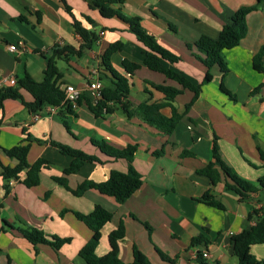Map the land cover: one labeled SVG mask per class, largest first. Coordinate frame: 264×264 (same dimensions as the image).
<instances>
[{"label": "crops", "instance_id": "obj_1", "mask_svg": "<svg viewBox=\"0 0 264 264\" xmlns=\"http://www.w3.org/2000/svg\"><path fill=\"white\" fill-rule=\"evenodd\" d=\"M66 1L82 25L95 31L99 39L81 54L57 60L63 86L72 84L91 100L90 81L98 79L104 87H113L111 74L102 65V55L110 44L122 41V49L111 58L117 73L129 76L123 66L125 59L140 64L130 77L131 101L135 104L164 101V93L149 82L182 88L177 81L143 63L146 47L126 22L118 17H103L91 7L90 0ZM254 4L256 0H126L122 10L129 16H139L144 28L161 45L182 58L177 63L165 61L167 66L198 84L202 83L207 68L196 56L201 54L193 44L202 35L218 37L237 9ZM84 15L95 22L89 23ZM20 16L27 22L19 20ZM247 26L241 42L225 50L228 72L212 68V80L202 85L197 97L189 89H183L175 97L173 103L182 118L170 134L138 117H127L117 106L103 116H96L85 103L74 113L45 106L35 120L20 99H7L0 109L2 163L17 164L3 149L17 145L27 134L35 139L27 155L28 162L33 164L46 158L50 163L41 171L36 186L27 187L22 182L26 175L23 171L19 179L10 181L8 190L0 167V264H88L80 250L93 232L72 210L90 213L96 205L113 212L112 220L102 228L96 248L98 255L109 252V235L123 222L125 235L118 244L119 256L125 262L132 261V249L137 245L152 264H191L192 254L198 249L209 252L206 259L210 264H238L232 236L255 225L264 214V187L259 183L264 177V72L253 66L254 54L264 45V6L248 14ZM12 43L19 45L21 52L10 51L8 46ZM56 44L76 49L83 44L62 0H0V81L5 77L18 81L26 72L42 81L46 57L52 55ZM222 85L235 99L222 90ZM24 97L27 101L32 99L27 91ZM191 102L186 110V104ZM162 112L171 115L172 110L165 107ZM64 119L70 129L65 127ZM215 136L219 137L223 159L236 173L257 185L256 191L250 192L245 200L227 187L224 175L212 186L208 177L197 172L213 160ZM93 138L119 149L138 144L133 164L141 173L143 184L123 203L95 188L76 195L53 179L63 175L73 159L61 153L53 142L99 160L86 162L78 172L69 174L71 188L87 179L103 181L112 170L127 171L125 158L107 155L93 143ZM159 150L161 153L156 155ZM185 150L191 154L182 155ZM210 188L225 209L199 200ZM65 209L70 211L61 216ZM254 209L258 213H253ZM20 218L48 234L70 237L71 241L55 251L47 244L31 243L16 229L3 228L4 221L18 227ZM201 233L208 239L206 248L204 244L191 245L192 239ZM157 249L171 258L178 257L174 262L165 261ZM251 252L264 260V243L252 245Z\"/></svg>", "mask_w": 264, "mask_h": 264}, {"label": "trees", "instance_id": "obj_2", "mask_svg": "<svg viewBox=\"0 0 264 264\" xmlns=\"http://www.w3.org/2000/svg\"><path fill=\"white\" fill-rule=\"evenodd\" d=\"M125 1L126 0H90V5L92 8L98 9L103 17H118L126 22L129 25V30L134 33L137 39L146 47L143 63L150 69L162 72L168 78L177 81L182 88L155 84L147 81L155 89L164 93V101L160 103H149L145 100L135 104L129 98L131 90L130 77L133 76L135 70L140 67V64L125 59L123 61V66L129 76L117 73L112 65L111 58L112 55L121 50L124 45L122 41H117L110 44L102 55V65L111 74L113 87H104L102 97L97 102H93L90 98L81 95L76 101V104L77 106H81L85 103L96 116L110 114L117 106L123 110L127 117H138L140 120L155 127L160 132L170 134L174 131L182 118V115L173 103L175 97L180 94L183 89L193 91L195 93V97H197L201 91L202 85L212 80V68L218 67L223 73L229 71L225 50L238 45L246 36L248 31L247 16L251 11L263 7L264 0H256V4L254 5H245L237 9L232 15L230 22L223 25L218 37L202 35L193 44L201 54H196V56L207 68L202 83L198 84L191 81L181 71L165 64V61L177 63L181 61L182 58L161 45L156 37L144 28L139 16H129L125 14L122 10ZM62 2L66 12L72 17L73 27L83 38V44L79 49H76L72 45H54L52 47V55L46 57V67L42 81H36L28 72H26L22 78L18 79L16 84L1 85L0 109L3 108L4 102L7 99H20L32 114L40 112L45 106L64 109L68 113L75 112L73 104L66 100V93L62 83L63 74L58 67L57 60H66L72 55L81 54L84 48H91L99 39V36L92 29L82 25L81 21L74 15L72 7L66 0H62ZM84 17L91 24L95 22L88 15H84ZM19 20L27 22V19L24 16H20ZM169 26L171 29H175L173 25L169 24ZM188 46L191 48L192 44H188ZM253 66L256 70L264 72V45H262L259 51L254 54ZM221 88L223 91L227 92L232 99H235L234 95L223 85ZM259 88L260 86L255 90H258ZM24 91H27L32 96L31 100L27 101L25 99ZM192 103L193 102L186 104L185 109L188 110ZM165 107L171 108V115H165L162 112V109ZM63 121L65 127L70 129L67 120L64 119ZM218 139L219 137L215 136L213 140V160H211L206 166L198 169L197 172L208 177L212 186L216 185L221 180L222 175H224L226 177L227 187L234 190L239 195L240 200H245L250 192L256 191L257 185L236 173L223 159ZM33 140L35 139H33L30 134H27V138L17 145L8 149H3L8 156L17 160V164L15 166H6L0 159L1 175L7 181L5 184L6 190L9 188L10 181L12 179H19L20 174L23 171H26V175L22 179V182L27 187H33L40 183L41 171L44 167L49 165L50 161L46 158H39L33 164L28 162L27 155ZM92 140L93 143L101 148V150L107 155L114 158H125L128 162L127 171L122 172L119 170H112L107 179L103 181L97 182L87 179L78 184L77 187L71 188L68 184L67 176L71 173L78 172V170H80L86 162L99 160L96 156L76 150L66 144L53 142V145L57 147L61 153L73 157L71 164L64 168V174L61 176H53V179L76 195H82L85 191L95 188L103 194L114 197L119 203L125 202L143 184L142 175L133 164L138 144H129L127 147L119 149L111 146L105 140L95 138ZM38 141L40 142V140ZM161 151L162 150L156 151L155 154L159 155ZM181 154L188 155L191 154V152L185 150ZM259 183L264 187V177L260 178ZM199 200L219 209H225L223 203L215 198L212 188L206 191V193ZM68 211L70 210L65 209L60 215L63 216ZM72 212L93 232L91 238L80 250L81 257L84 258L88 264H152L146 254L137 245H134L132 249V261L125 262L120 258L118 241L125 235L123 222H120L118 228L109 235V252L102 256L96 253V248L99 245L102 236V228L113 218V212L109 209L101 205H96L90 213H82L76 210H72ZM253 213H258V210L254 209ZM250 216H252V212L250 213ZM145 225L150 229V226L147 224ZM5 227L18 230L33 244H47L55 251L60 250L63 245L71 241L70 237H60L48 234L41 229L31 226L21 218L19 219L18 227L4 221L3 228ZM207 242L208 239L205 233H201L199 236L192 239L191 245L199 246L204 244L206 248ZM231 242L238 264H264V260L258 259L251 252L252 245L264 243V214L259 216L255 225L233 235ZM157 250L161 258L165 261L174 262L178 257L176 256L171 258L160 249ZM191 264L210 263L203 256V250L198 249L197 258L194 263Z\"/></svg>", "mask_w": 264, "mask_h": 264}, {"label": "built area", "instance_id": "obj_3", "mask_svg": "<svg viewBox=\"0 0 264 264\" xmlns=\"http://www.w3.org/2000/svg\"><path fill=\"white\" fill-rule=\"evenodd\" d=\"M8 48L12 52H18V53L21 52L19 45L15 44V43L9 44ZM7 82L9 83V85H14L17 83V80L14 77H5L0 81L1 85H5ZM88 86L92 90V93H93L92 101L97 102L102 97V91L104 89L102 82L98 79H94L88 83ZM63 88H64L65 93H66V100L70 101L76 109L78 107L76 104V101L82 95L81 90L72 84L64 85ZM50 107L53 109L56 108V107H52V106H50ZM32 115H33V118L36 120V119L40 118L41 113L36 112V113H33ZM203 256L205 258H207L209 256V252L207 250H203ZM196 258H197V251H195L192 254L193 261H195Z\"/></svg>", "mask_w": 264, "mask_h": 264}]
</instances>
